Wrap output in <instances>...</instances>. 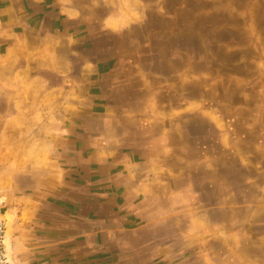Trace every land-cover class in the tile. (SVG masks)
<instances>
[{
    "label": "crops",
    "instance_id": "0c3cea01",
    "mask_svg": "<svg viewBox=\"0 0 264 264\" xmlns=\"http://www.w3.org/2000/svg\"><path fill=\"white\" fill-rule=\"evenodd\" d=\"M77 1L0 0L8 247L16 264H190L171 121L146 126L124 100L121 28Z\"/></svg>",
    "mask_w": 264,
    "mask_h": 264
},
{
    "label": "rangeland",
    "instance_id": "374dc122",
    "mask_svg": "<svg viewBox=\"0 0 264 264\" xmlns=\"http://www.w3.org/2000/svg\"><path fill=\"white\" fill-rule=\"evenodd\" d=\"M77 2L121 28L124 100L146 126L169 118L187 159L175 217L192 238L176 250L190 249V264H264V0ZM7 214L0 194L2 253L16 264Z\"/></svg>",
    "mask_w": 264,
    "mask_h": 264
},
{
    "label": "built area",
    "instance_id": "2783aa9c",
    "mask_svg": "<svg viewBox=\"0 0 264 264\" xmlns=\"http://www.w3.org/2000/svg\"><path fill=\"white\" fill-rule=\"evenodd\" d=\"M2 234H3V224L0 221V264H13L11 260L6 256V254L2 253V244L4 239Z\"/></svg>",
    "mask_w": 264,
    "mask_h": 264
}]
</instances>
